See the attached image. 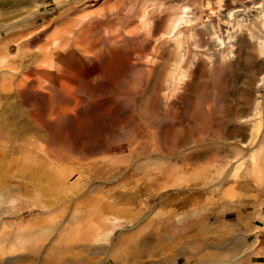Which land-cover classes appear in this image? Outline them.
I'll return each mask as SVG.
<instances>
[{
    "label": "rangeland",
    "instance_id": "obj_1",
    "mask_svg": "<svg viewBox=\"0 0 264 264\" xmlns=\"http://www.w3.org/2000/svg\"><path fill=\"white\" fill-rule=\"evenodd\" d=\"M17 7L0 48L28 32L56 54L20 93L0 68V264H197L248 236L264 264V0Z\"/></svg>",
    "mask_w": 264,
    "mask_h": 264
},
{
    "label": "bare ground",
    "instance_id": "obj_2",
    "mask_svg": "<svg viewBox=\"0 0 264 264\" xmlns=\"http://www.w3.org/2000/svg\"><path fill=\"white\" fill-rule=\"evenodd\" d=\"M20 1H23V0H0V8L1 9H3V7H6V6H11V7H9L10 9L9 10H6V11H1L0 12V19H1V21H4V23H5V25L3 26V28H2V30L4 31V30H8L9 32H12L13 30H14V28H17L19 25H20V22L18 21V22H13V23H10V22H8L10 19H12L14 16H15V13H16V9L15 8H18L17 7V5H18V2L20 3ZM23 3V2H22ZM26 3H29V2H26ZM42 4V3H41ZM25 5H28V4H25ZM20 9V8H19ZM34 10V9H33ZM27 13V12H26ZM25 13V14H26ZM76 13V12H75ZM32 16L30 15L29 16V18H31ZM20 19V18H19ZM92 19V18H91ZM12 21V20H11ZM14 21H16V20H14ZM26 21V20H25ZM89 21V20H88ZM23 22V21H22ZM58 22V21H57ZM27 23V22H26ZM89 23V22H88ZM92 23V22H91ZM90 23V24H91ZM121 23V22H120ZM37 24V23H36ZM98 24V23H97ZM78 25V24H77ZM99 25V24H98ZM90 26V25H89ZM121 26V25H120ZM98 27V26H97ZM96 27V28H97ZM35 28V27H34ZM47 28V27H46ZM70 28V27H69ZM85 28V27H84ZM84 28H82V29H84ZM87 28V27H86ZM22 30V29H21ZM26 30V29H25ZM98 30V29H97ZM102 30V29H101ZM43 31V30H42ZM50 31V30H49ZM52 31V30H51ZM96 31V30H95ZM99 31V30H98ZM39 33V32H38ZM79 33V32H78ZM80 33H81V31H80ZM95 33V32H94ZM1 34V33H0ZM12 34V33H11ZM63 34V33H62ZM86 34V33H85ZM110 34V33H109ZM120 34V33H119ZM10 35V34H9ZM46 35V34H45ZM68 36H69V34H68ZM45 37V36H44ZM5 38V37H4ZM63 38H64V36H63ZM102 38V37H101ZM108 38H109V36H108ZM111 38V37H110ZM115 38V37H114ZM125 38V37H124ZM127 38V37H126ZM54 39V38H53ZM82 39H84V37L82 38ZM96 39V38H95ZM104 39V38H103ZM123 39V38H122ZM130 39V38H129ZM64 40V39H63ZM86 40V39H85ZM101 40V39H100ZM131 40V39H130ZM144 40V39H143ZM7 43H5V45H6V47H5V49L4 50H2L1 48H0V68H5L6 66H5V64L7 63V60H9V59H12V60H10V61H8L9 63H7V71L12 75V76H14V77H20V76H23L24 78H25V84H22V83H19L20 85L18 86V89H17V93H20L21 92V90H19V89H21L22 87H24L25 85H29V84H32L33 82L32 81H36V75H37V73L39 74L40 72H44V70L47 68H45L44 67V64H45V60H47L48 58L50 59V57H49V55L51 54L52 55V53H55V49H52V45H50L51 46V50L49 51V52H47V49H48V46H47V49L46 50H41L39 53H35V54H29L28 53V49H30V47L33 45V44H38V42H39V36H36L35 35V37H28V32H22V33H19V34H16L15 35V33L14 34H12V35H10L9 36V38L7 39ZM82 41V40H81ZM90 41H91V39H90ZM103 41V40H102ZM126 41V40H125ZM67 42V41H66ZM123 42H124V40H123ZM63 43V42H62ZM64 43H65V41H64ZM109 43V42H108ZM127 43H129V42H127ZM145 43V42H144ZM83 44V43H82ZM99 44V43H98ZM121 43H119V45H120ZM146 44V43H145ZM35 45V46H36ZM91 45V44H90ZM89 45V46H90ZM105 45V44H104ZM93 46V45H92ZM98 46V45H97ZM113 46V45H112ZM109 47V46H108ZM107 47V48H108ZM119 47V46H118ZM125 47V46H124ZM209 47V46H208ZM85 48H86V46H85ZM107 48H105V50L107 49ZM82 49V48H81ZM95 49V48H94ZM113 49V48H112ZM127 49V48H126ZM125 50V49H124ZM18 51V53H16ZM37 51V50H36ZM92 52H93V48H92ZM58 53V52H57ZM72 53V52H71ZM80 53V52H79ZM113 53V52H112ZM126 53V52H125ZM18 54H19V56H18ZM56 54V53H55ZM70 54V53H69ZM73 54V53H72ZM82 54V53H81ZM3 56L5 57V58H3ZM80 56V55H79ZM98 56V55H97ZM111 56V55H110ZM119 56V55H118ZM40 57H42V59L40 60ZM61 57V56H60ZM24 58H29V59H31L30 61L28 60L26 63H23L24 62ZM111 58V57H110ZM113 58V57H112ZM99 59V58H98ZM57 60V59H56ZM87 60V59H86ZM110 60H112V59H110ZM99 61V60H98ZM108 61V60H107ZM100 62V61H99ZM59 63V62H58ZM105 63H106V61H105ZM64 64V63H63ZM73 64V63H72ZM102 65V64H101ZM100 68V67H99ZM78 69V68H77ZM138 70V69H137ZM73 71V70H72ZM55 72V71H54ZM101 72V71H100ZM4 73H6V72H4ZM74 73H76V72H74ZM68 74V73H67ZM72 74V73H71ZM141 74V73H140ZM139 74V75H140ZM144 74V73H143ZM142 75V74H141ZM143 77V76H142ZM139 79V78H138ZM101 80V79H100ZM99 80V81H100ZM92 81V80H91ZM107 81V80H106ZM49 82V81H48ZM90 82V81H89ZM139 83H140V81H139ZM2 84H3V82H2ZM5 84V83H4ZM143 84V83H142ZM136 85H138V84H136ZM26 86V87H27ZM45 87V86H44ZM93 87V86H92ZM100 87V86H99ZM159 90V89H158ZM254 93V92H253ZM254 95V94H253ZM34 96V95H33ZM90 96V95H89ZM92 96V95H91ZM159 96V95H158ZM113 97V96H112ZM112 97H110V98H112ZM56 98V97H55ZM54 98V99H55ZM96 98H97V96H96ZM153 98V97H152ZM20 99V98H19ZM92 99V98H91ZM154 100V99H153ZM152 100V101H153ZM37 101V100H36ZM156 101V100H155ZM11 102V101H10ZM54 102H55V100H54ZM69 102V101H68ZM38 103V102H37ZM131 103H132V101H131ZM22 105V104H21ZM24 105V104H23ZM130 105V104H129ZM8 106V105H7ZM96 107V106H95ZM107 107V106H106ZM140 107V106H139ZM145 108V107H144ZM30 109V108H29ZM42 109V108H41ZM5 110V109H4ZM13 110V109H12ZM11 110V111H12ZM40 111V110H39ZM99 112V111H98ZM101 112V111H100ZM34 113V112H33ZM76 113V112H75ZM6 114V113H5ZM76 115V114H75ZM18 116V115H17ZM66 116H68V115H66ZM99 116V115H98ZM102 116V115H101ZM63 117V116H62ZM66 118V117H65ZM86 119V118H85ZM61 121H62V119H61ZM24 122V121H23ZM28 121H26V123H27ZM68 122V121H67ZM3 123V122H2ZM88 124V123H87ZM149 124V123H148ZM18 125V124H17ZM28 125V124H27ZM92 125V124H91ZM153 125V124H152ZM161 126V125H160ZM157 127H159V126H157ZM227 127H228V125H227ZM27 128V127H26ZM1 129V128H0ZM23 129V128H22ZM238 129V128H237ZM21 130V129H20ZM33 130V129H32ZM31 131V130H30ZM130 131V130H129ZM232 131V130H231ZM238 131V130H237ZM21 132V131H20ZM154 132H156V131H154ZM232 133V132H231ZM235 133H237V132H235ZM7 135H8V133H7ZM16 135V134H15ZM33 135V134H32ZM235 135V134H234ZM238 135V134H237ZM42 136V135H41ZM231 136V135H230ZM240 136V135H239ZM13 137V136H12ZM27 137V136H26ZM235 137V136H234ZM22 138V137H21ZM34 138V137H33ZM11 139V138H10ZM17 139V138H16ZM7 140V139H6ZM5 140V141H6ZM47 141V140H46ZM244 141H246L245 140V138H244ZM26 142V141H25ZM23 143V142H22ZM95 143V142H94ZM259 143V142H258ZM257 143V144H258ZM26 145V144H25ZM30 145H31V143H30ZM19 146V145H18ZM21 146V145H20ZM262 147H264V146H262ZM40 148V147H39ZM8 150V149H7ZM12 151V150H11ZM107 151V150H106ZM109 151V150H108ZM63 152H65V151H63ZM68 152H69V150H68ZM75 152V151H74ZM101 152V151H100ZM250 152V151H249ZM30 153H32V152H30ZM61 153V152H60ZM12 155V154H11ZM33 156V155H32ZM113 155H111V157H112ZM23 158V157H22ZM54 158V157H53ZM31 159V158H30ZM112 159V158H111ZM54 161H56V160H54ZM4 162V161H3ZM62 163V162H61ZM22 164V163H21ZM23 164H25V162L23 163ZM9 165V164H8ZM18 165V164H17ZM71 165V164H70ZM61 167V166H60ZM156 167V166H155ZM160 167V166H159ZM72 168V167H71ZM62 169V168H61ZM162 168L160 167V170H161ZM156 170V169H155ZM20 171V170H19ZM57 171V170H56ZM157 171V170H156ZM16 172V171H15ZM57 173V172H56ZM28 175V174H27ZM141 175V174H140ZM153 176V175H152ZM176 176V175H175ZM4 177V176H3ZM6 177V176H5ZM144 178V177H143ZM72 179V178H71ZM11 180V179H10ZM127 180V179H126ZM104 182V181H103ZM165 183V182H164ZM64 185V184H63ZM164 185V184H163ZM102 187V186H101ZM144 187V186H143ZM161 187V186H160ZM78 189V188H77ZM141 190V189H140ZM31 191V190H30ZM141 192V191H140ZM39 194V193H38ZM22 195V194H21ZM19 196V195H18ZM27 198V197H26ZM34 198V197H33ZM94 198V197H93ZM98 198V197H97ZM6 199H7V197H6ZM14 199V198H13ZM20 199V198H19ZM10 200V199H9ZM16 200V199H15ZM31 200H32V198H31ZM11 201V200H10ZM12 201H14V200H12ZM18 201V200H17ZM24 201V200H23ZM34 201V200H33ZM38 202V201H37ZM12 203V202H11ZM6 204V203H5ZM8 204V203H7ZM230 204H232V203H230ZM2 205H4V204H2ZM14 205V204H13ZM12 205V206H13ZM26 205V204H25ZM1 206V205H0ZM147 206V205H146ZM234 208V207H233ZM143 209V208H142ZM29 211V210H28ZM23 214V213H22ZM96 214V213H95ZM237 214V213H236ZM132 215V214H131ZM15 216H17V215H15ZM43 216H44V214H43ZM149 216V215H148ZM32 219V218H31ZM46 219V218H45ZM149 219V218H148ZM33 220H35V219H33ZM46 221V220H45ZM76 222V221H75ZM145 222H147V219H146V221ZM34 223V222H33ZM45 223V222H44ZM47 223V222H46ZM72 223V222H71ZM43 224V223H42ZM70 224V223H69ZM154 224V223H153ZM5 225V224H4ZM47 225V224H46ZM89 225V224H88ZM128 225H129V222L127 221L125 224H122V226H121V230H123V228L124 227H128ZM32 226V225H31ZM71 226H72V224H71ZM9 227V226H8ZM23 227H25V226H23ZM140 227V226H139ZM153 227V226H152ZM155 227H156V225H155ZM182 227V226H181ZM11 228V227H10ZM84 229V228H83ZM184 229V228H183ZM99 230V229H98ZM133 230V229H132ZM135 230V229H134ZM90 231V230H89ZM118 231V230H117ZM178 231V230H177ZM81 232H82V230H81ZM146 232H147V230H146ZM129 233V232H128ZM127 233V234H128ZM175 234V233H174ZM182 234V233H181ZM83 235V234H82ZM173 235V234H172ZM171 235V236H172ZM105 237V242H103L104 241V239H103V243H104V246H103V248H104V250H106L107 248H108V246H110V244H111V241H112V238L109 236V235H104ZM146 236V235H145ZM81 237V236H80ZM141 237V236H140ZM144 237V236H143ZM166 237V236H165ZM88 238V237H87ZM86 238V239H87ZM94 238V237H93ZM171 239H172V237H171ZM170 239V240H171ZM125 240V239H124ZM66 241H68V240H66ZM133 241H134V239H133ZM140 241V240H139ZM154 241V240H153ZM157 241V240H156ZM88 243H90V242H88ZM83 244V243H82ZM130 244V243H129ZM137 244V243H136ZM15 245V244H14ZM48 245V244H47ZM123 245V244H122ZM5 246V245H4ZM85 246H87V245H85ZM124 246V245H123ZM137 246V245H136ZM227 246V245H226ZM225 246V247H226ZM70 247V246H69ZM94 247V246H93ZM15 248V247H14ZM19 248V247H18ZM53 248H56V247H53ZM76 248V247H75ZM101 248V247H100ZM102 248V249H103ZM133 248V247H132ZM136 248V247H135ZM221 248V247H220ZM4 249V248H3ZM95 249V248H94ZM118 249V248H117ZM121 249V248H120ZM126 249V248H125ZM129 249V248H128ZM148 249V248H147ZM214 249V248H213ZM73 250H74V248H73ZM109 250V249H108ZM234 250V249H233ZM229 251L230 253H234V251ZM4 251H6V248L4 249ZM3 251V252H4ZM18 251V250H17ZM54 251V250H53ZM75 251V250H74ZM78 251V250H77ZM216 251V250H215ZM222 251V250H221ZM237 251V250H236ZM69 252V251H68ZM219 252V251H218ZM228 252V251H227ZM228 252V253H229ZM18 253V252H17ZM138 253V252H137ZM136 253V254H137ZM220 253V252H219ZM222 253H224L223 251H222ZM18 254H20V253H18ZM21 254H22V252H21ZM49 254V253H48ZM249 254V253H248ZM68 255V254H67ZM10 256V255H9ZM14 256V255H13ZM41 256V255H40ZM129 256H131L130 255V252L129 251H127V249H126V253L125 254H117V255H112L111 254V256L109 257V259H108V262L109 263H107V264H112V263H114L116 260H119V264H128V262H129V260H130V258H129ZM244 256V255H243ZM7 257V256H6ZM11 257V256H10ZM19 257H20V255H19ZM133 257V256H132ZM135 257V256H134ZM216 258L217 256L216 255H211V257H209V258H204V259H202V261H201V263L202 264H222V261L224 260V259H222V261H220L219 259H214V258ZM5 258V257H4ZM15 257H13V259H14ZM141 258V257H140ZM95 259V258H94ZM142 259V258H141ZM1 260V259H0ZM63 260V259H62ZM245 260V259H244ZM10 261V260H9ZM99 261V260H98ZM231 261H233V260H231ZM235 261V260H234ZM75 263V262H74ZM96 263V262H95ZM116 263V262H115ZM226 263V262H225ZM243 263V262H242ZM64 264V263H63ZM101 264V263H100ZM223 264H224V261H223ZM241 264V263H240ZM244 264H245V262H244Z\"/></svg>",
    "mask_w": 264,
    "mask_h": 264
},
{
    "label": "crops",
    "instance_id": "obj_3",
    "mask_svg": "<svg viewBox=\"0 0 264 264\" xmlns=\"http://www.w3.org/2000/svg\"><path fill=\"white\" fill-rule=\"evenodd\" d=\"M235 211H236L235 213H237V214L243 213L242 207L237 206ZM261 221H264V219H261ZM225 246L226 245H220V246L216 247V251H215V246L213 243L210 242V244H206V242L203 241L196 248H188V251H189V254L191 256L196 257L198 259L197 264H202L201 263L202 259L209 258V257H211V255H216L217 257L216 258L213 257V258L219 259L220 261H222V259H224L223 260L224 264H240V263L244 264V262H245V264H260L259 258H258L259 254L256 253V251H255V244L249 242V236H248L247 241L243 242L242 245L235 246V247H228V246L225 247ZM210 248H211V250H210ZM212 249H213V251H212ZM221 250L224 253H222ZM230 250L231 251L233 250L234 253H230L229 252ZM231 260H233V261H231ZM223 261H222V264H223Z\"/></svg>",
    "mask_w": 264,
    "mask_h": 264
}]
</instances>
